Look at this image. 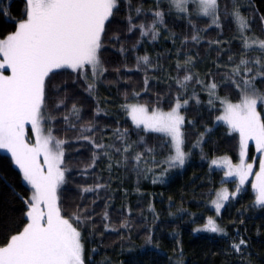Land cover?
I'll use <instances>...</instances> for the list:
<instances>
[{
    "label": "trees",
    "instance_id": "trees-1",
    "mask_svg": "<svg viewBox=\"0 0 264 264\" xmlns=\"http://www.w3.org/2000/svg\"><path fill=\"white\" fill-rule=\"evenodd\" d=\"M236 2L240 14L250 19L251 32L247 34L264 39V22L261 21L264 0ZM139 4L145 9L152 8L154 0H133L134 6ZM225 5L231 11L232 0H221V28L213 25L206 31H200L197 43L190 38L194 34L191 26L174 13L165 15L166 27L159 29L156 39H152L151 34L141 36L138 28L129 33L125 19L129 11L125 0H120L119 10L106 22L100 58L107 71L99 76L98 89L91 95L86 91L88 84L93 83L87 66L79 70V76L72 69L62 68L53 70L46 77L42 115L50 114L57 119L44 120L45 129L48 133V128H53L52 134L56 139L69 142L64 146L65 183L57 189V204L65 218L85 208L90 210L92 217L91 222L79 229L85 246V264H177V261L182 264H264V206L255 205V194L251 189L241 190L237 197L226 202L217 218L223 233L203 230L207 218L214 215L210 204L217 189L223 184L231 189L234 187L233 182H222L223 171L210 168L209 159L228 155L236 161L239 147L237 133L230 131L225 124L215 122L221 112L220 104L214 101L215 107L209 105L210 98L203 84L187 82L184 99L189 103L180 113L186 118L183 149L188 157L181 168H172L164 173L167 164H141L138 173L132 170L131 163L117 164L116 161L122 157L114 154L111 170L107 168L108 160L103 159L94 170L84 172L91 163L93 150L86 141L77 142L76 139L79 128L90 122L97 126L95 135L102 137L105 144L113 143V133L117 128L121 132L128 130L129 143L138 139L139 131V136L145 137L149 147H156V159L162 161L168 155L167 149L159 147L163 134L137 130L124 114L123 105L136 102L150 109L168 111L174 105L180 87L175 81L177 78L183 80L187 74H194L207 83L214 77L220 85L216 89L217 94L238 102L240 94L221 81L226 70L223 65L228 64V57L235 56L238 61L241 49L240 41L234 39L236 23L231 16L225 18L222 14ZM3 7L6 14H0V38L14 32L17 23L25 18L26 0H4ZM167 9V3L162 2L161 10L167 12ZM151 20V15L145 13L133 22L151 24ZM193 23L203 30L211 21L207 17H198L193 19ZM117 33L120 35L119 43L109 39ZM186 36L189 38L185 41ZM217 40L221 42L219 45L209 43ZM121 46L125 49L123 53ZM257 54L250 50L251 56ZM143 56L149 57L150 66L142 62L138 65L137 58ZM187 57L194 58L191 73L176 68V64H183ZM217 65L222 67L218 70ZM231 67L228 64V68ZM84 73L88 76L87 82L83 78ZM146 78L148 85L144 83ZM256 86L264 91V82L258 81ZM180 91L185 90L180 88ZM137 92L140 93L138 97L134 95ZM194 94L195 98H191ZM60 100L65 101L66 107L56 110L55 105ZM73 104L82 109L76 130L63 120ZM97 108L100 111L93 120ZM258 109L262 111L261 105ZM72 120L75 122L74 117ZM188 120L194 121L195 127L189 125ZM201 133L204 135L199 147H193ZM115 144L121 146L118 140ZM137 151H143V148L133 149V154ZM147 167H154V172L146 173ZM162 173V182L154 183ZM96 183L105 184L106 188L84 193L85 198L82 199L80 188L93 187ZM29 198L30 188L24 183L21 172L7 154L0 152V246H4L27 223L25 213L28 205L25 201ZM105 211L109 214L108 221L103 219ZM124 222L128 227L121 228ZM105 224L116 231H106ZM149 229L151 245L146 244ZM241 239L246 243L240 252H236L232 245Z\"/></svg>",
    "mask_w": 264,
    "mask_h": 264
},
{
    "label": "snow or ice",
    "instance_id": "snow-or-ice-1",
    "mask_svg": "<svg viewBox=\"0 0 264 264\" xmlns=\"http://www.w3.org/2000/svg\"><path fill=\"white\" fill-rule=\"evenodd\" d=\"M162 2L167 3V12L161 10ZM119 3L120 0H26L25 18L17 23L14 32L0 39V58H2L0 69L11 72L10 75L0 72V149H5L11 154L12 161L23 174V180L34 189L31 198L25 201L28 205V211L25 213L27 223L18 234L11 236L4 246H0V264H85V248L82 231L79 229L91 222L92 217L90 210L85 208L82 212L78 209L65 218L57 204V189L65 183L64 146L69 142L56 139L51 127L48 128V135H43L42 120L50 122L57 119L50 114L42 115L45 79L53 70L62 68L72 69L79 76V70L86 66H91L93 81L97 76H103L107 69L102 67L100 52L104 47L106 22L119 10ZM3 4L4 0H0V14H6ZM125 4L129 11V15L125 17L128 23L127 31L131 33L138 28L141 36L151 34L152 39H156L159 35L160 28L166 27L165 15L173 13L187 21L194 33L190 38L197 43L200 40V31H206L213 25L221 28V0H154V6L148 9L142 4L134 6L133 0H125ZM145 13L151 15V24L133 22L135 18ZM222 14L225 18L231 16L236 23L234 39L240 41L241 49L238 53L240 57L238 61L235 56L228 57V64L232 67L229 69L228 64L223 65L226 70L221 81L240 94V101L231 103L227 98L216 97L215 90L220 85L214 77L211 83L201 81L194 74L185 75L183 80L177 78L175 83L180 87L177 89L175 103L169 111L150 109L149 106L142 104L122 106L137 130L163 134L159 147L162 150L167 149V157L158 161L156 147H149L145 137L139 136V131L138 139L129 143L128 130L121 132L117 128L113 133V143L105 144L102 142V137L95 135L97 126L90 122L87 126L79 128V135L76 138L77 142L86 141L93 150L91 163L85 167L84 172L89 169L94 170L103 159L108 160L107 168L111 170L114 154L122 157L121 160L116 161L117 164L131 163L132 170L138 173L141 171V164L153 166L167 164L164 173L169 169L182 167L188 153L183 150L186 143L183 131L186 118L180 114V110L189 103L188 99H184V95L187 94V82L194 81L207 88L209 96L213 98L209 100L210 106L215 107L214 101L219 99L224 107V115L218 116L217 120H223L240 136L238 164L234 165L227 156H224L218 160L213 159L209 165L210 168L215 165L216 168L223 170L222 182L235 183L238 179L236 189L232 192L227 189L217 191L216 198L211 203L219 214L225 207V202L237 197L253 171V165L246 163L245 160L249 140L255 141L257 152L264 154V120L257 111L258 106L264 105V91L256 86L258 81L264 82V39L247 35L251 32L250 19L240 14L236 0H232L231 11L225 5ZM198 17H207L211 23L201 30L193 23V19ZM261 21L264 22V17H261ZM188 38L186 36L185 41ZM109 39L119 43L120 35L113 34ZM209 43L219 45L221 42L217 40ZM250 50L258 54L251 56ZM120 51L121 53L125 51L123 46ZM141 62L146 66L151 64L147 56L138 57V65ZM193 65L194 58L187 57L183 64L178 62L176 68L177 70L183 68L191 73ZM220 67L222 66L217 65L218 70ZM83 78L87 82L86 73L83 74ZM144 83L148 85L147 78ZM180 88L185 91L181 92ZM86 91L91 95L95 91V83H89ZM134 95L138 97L140 93ZM191 98H195V94ZM169 103L172 104V101L170 100ZM62 106L66 107L64 100H60L55 105V109L59 110ZM99 111L100 109L97 108L93 113V120ZM81 114L82 109L73 104L69 114L63 116V120L70 128L76 130L77 123L82 118ZM73 117L75 122L72 120ZM26 123L32 125L35 144L26 142L24 134ZM187 123L195 127L194 121L188 120ZM203 135L200 134L201 139ZM117 140L121 143L120 147L115 144ZM193 147H199V140ZM135 148H143V151L133 154ZM253 159L257 158L253 157ZM258 159L259 171L255 174L252 188L256 194L255 204L264 206V155ZM154 170V167L145 169L146 173ZM164 173L153 182H162ZM229 178L233 179L229 180ZM104 188L106 185L101 183H96L93 187H82L81 197L84 199V193H92ZM95 202L92 201L93 204ZM103 219L105 221L110 219L107 211L104 212ZM120 227L126 228L128 224L124 222ZM105 230L116 231L109 229L108 224H105ZM200 230L193 229V231ZM203 230L223 233V229L218 227L212 216L207 218ZM148 232L146 244L151 245V230L149 229ZM245 243L241 239L238 243H233L232 248L240 252L241 246ZM177 264L182 262L177 261Z\"/></svg>",
    "mask_w": 264,
    "mask_h": 264
},
{
    "label": "rangeland",
    "instance_id": "rangeland-1",
    "mask_svg": "<svg viewBox=\"0 0 264 264\" xmlns=\"http://www.w3.org/2000/svg\"><path fill=\"white\" fill-rule=\"evenodd\" d=\"M243 2V1H242ZM175 14V13H174ZM177 15V14H176ZM236 27H237V25H236ZM248 33H250V32H248ZM11 34V33H10ZM248 35V34H247ZM248 36H250V35H248ZM251 37V36H250ZM3 38H6V36L5 37H3ZM3 38H0V39H3ZM0 59H2V58H0ZM88 68H89V71H90V76L92 77V72H91V66H87ZM0 72H3V74L4 75H10L11 74V72H10V70H7V69H0ZM91 80H92V78H90ZM93 81V80H92ZM93 83H95V90H97L98 89V83H99V76H97V78H96V80L95 81H93ZM211 83V82H210ZM206 92H207V94L209 95V92H208V90L206 89ZM215 92H216V90H215ZM216 97H219V98H226V97H223V96H219L218 94H217V92H216ZM209 98L210 99H213L212 97H210L209 96ZM228 99V98H227ZM215 101L216 102H218L219 104H220V102H219V99H215ZM228 101L229 102H231L229 99H228ZM240 101V100H239ZM238 101V102H239ZM238 102H231V103H238ZM127 104H138V103H136V102H128ZM126 105V104H125ZM259 107V106H258ZM220 108H221V112H220V114L218 115V116H223L224 115V107H223V105H221L220 104ZM261 109H262V111L260 112L259 111V109L257 108V111L260 113V116H261V119H262V115H264V105H261ZM169 111V110H168ZM123 112H124V114L128 117V118H130L128 115H127V111L125 110V108H123ZM181 114V113H180ZM182 115V114H181ZM217 116V117H218ZM217 117H216V119H215V122H217V123H222V124H225L227 127H228V125L223 121V120H217ZM131 120V119H130ZM263 120V119H262ZM41 127H42V130H43V135H48V133H47V131H46V129H45V124H44V120H42V122H41ZM228 129L230 130V131H232L229 127H228ZM235 133H237V135H238V137H239V141H240V136H239V133L238 132H235ZM24 134H25V139H26V142H28V143H30V144H35V134H34V132H33V130H32V125L30 124V123H26L25 124V126H24ZM162 134V133H161ZM199 140V144H200V142H201V138H199L198 139ZM197 140V141H198ZM196 141V142H197ZM195 142V143H196ZM194 143V144H195ZM184 150V149H183ZM239 151H240V144H239V147H238V152H237V160L236 161H233L228 155H220V156H215V157H213V158H211V159H209V165H211V161L213 160V159H221V158H223L224 156H227L230 160H231V162L235 165V164H238L239 163ZM0 152H2V153H5V154H7L10 158H11V154L9 153V152H7V150H5V149H0ZM261 155H264V154H262V153H259V152H257V150H256V144H255V141H253V140H249V142H248V147H247V150H246V157H245V160H246V163H251L252 165H253V171H252V173L249 175V177H248V180L245 182V185L243 186V188H242V190L243 189H245V188H249V189H251V191L255 194V191H254V189L252 188V182H254L255 181V174L259 171V157L261 156ZM253 157H256L257 159H253ZM11 160H12V158H11ZM187 160V159H186ZM40 162H41V164L43 163V157L41 156L40 157ZM13 164H14V166L20 171V169H19V167L17 166V165H15V163L13 162ZM179 168H181V167H179ZM211 168H216V166L215 165H212V167ZM223 171V170H222ZM21 172V171H20ZM22 174V173H21ZM223 175H224V172H223ZM22 179H23V174H22ZM233 178H229V180H232ZM24 181V180H23ZM24 183L30 188V198H31V196L33 195V193H34V189L32 188V186L30 185V184H28L26 181H24ZM238 183V179L235 181V183H234V187L231 189L230 188V186L229 185H227V184H223V185H221L218 189H217V191H219V190H221V189H227L229 192H232V191H235V189H236V184ZM216 191V192H217ZM256 195V194H255ZM29 198V199H30ZM216 198V193H215V195H214V197H213V199L212 200H214ZM225 204H226V202H225ZM211 205V207L213 208V210H214V215L212 216L215 220H216V222H217V218L220 216V213H221V211H222V209H221V211H220V213L219 214H217L216 213V211H215V207H214V205H212V203L210 204ZM256 205V204H255ZM27 211H28V209H27ZM218 225V224H217ZM203 227V226H202ZM205 231V230H204ZM18 234V233H17ZM85 247V246H84ZM84 256H85V253H84Z\"/></svg>",
    "mask_w": 264,
    "mask_h": 264
}]
</instances>
